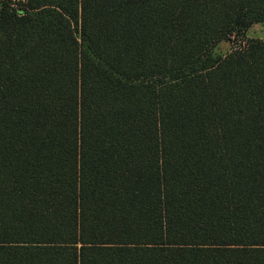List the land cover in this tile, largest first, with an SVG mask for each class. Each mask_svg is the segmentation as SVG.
<instances>
[{"label": "trees", "instance_id": "obj_1", "mask_svg": "<svg viewBox=\"0 0 264 264\" xmlns=\"http://www.w3.org/2000/svg\"><path fill=\"white\" fill-rule=\"evenodd\" d=\"M264 0H0V264H264Z\"/></svg>", "mask_w": 264, "mask_h": 264}, {"label": "rangeland", "instance_id": "obj_2", "mask_svg": "<svg viewBox=\"0 0 264 264\" xmlns=\"http://www.w3.org/2000/svg\"><path fill=\"white\" fill-rule=\"evenodd\" d=\"M259 39L264 40V23L253 24L245 32L244 37L242 35L231 36L230 41H223L219 43L214 53L218 56H224L228 54L234 48L243 46L245 40Z\"/></svg>", "mask_w": 264, "mask_h": 264}]
</instances>
